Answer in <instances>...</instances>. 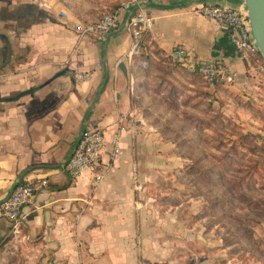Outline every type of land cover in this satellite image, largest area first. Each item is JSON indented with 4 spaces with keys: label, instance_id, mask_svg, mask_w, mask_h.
Masks as SVG:
<instances>
[{
    "label": "crops",
    "instance_id": "1",
    "mask_svg": "<svg viewBox=\"0 0 264 264\" xmlns=\"http://www.w3.org/2000/svg\"><path fill=\"white\" fill-rule=\"evenodd\" d=\"M212 1L246 9L240 0ZM146 8L153 38L183 44L201 59L224 57L236 79H246L252 60L224 48L213 54L226 33L217 21L182 0H153ZM127 17L106 35H80L75 22L83 19L59 0H0V264H21L19 252L28 246L35 257L25 261L32 264H166L160 254L169 239L161 235L184 234L180 192L170 208L159 200L169 194L168 173L165 181L162 175L170 165L151 160L134 116ZM121 119L120 150L112 156ZM87 126L106 131L108 167L100 181L88 172L74 179L64 169ZM24 180L36 185L35 195L15 224L1 203Z\"/></svg>",
    "mask_w": 264,
    "mask_h": 264
},
{
    "label": "rangeland",
    "instance_id": "2",
    "mask_svg": "<svg viewBox=\"0 0 264 264\" xmlns=\"http://www.w3.org/2000/svg\"><path fill=\"white\" fill-rule=\"evenodd\" d=\"M59 1L94 21L123 0ZM182 1L193 11L194 1L212 0ZM152 34L130 37L133 111L151 160L170 165L162 175L169 196L159 200L170 208L179 191L180 228L185 220L184 234L161 235L169 248L160 257L166 264H264V69L257 60L264 57H253L246 79L222 84L174 59L177 43ZM151 191L156 196L157 187ZM34 254L21 250V264H32L25 260Z\"/></svg>",
    "mask_w": 264,
    "mask_h": 264
},
{
    "label": "built area",
    "instance_id": "3",
    "mask_svg": "<svg viewBox=\"0 0 264 264\" xmlns=\"http://www.w3.org/2000/svg\"><path fill=\"white\" fill-rule=\"evenodd\" d=\"M149 1L153 0H123L117 9L105 12L94 21L79 20L75 22V28L80 35H106L121 24L122 14L128 12L124 24L131 36L137 40L142 37L143 31L151 29L154 25V16L146 8V3ZM192 9L204 17L214 19L223 29L229 31L231 43L243 61L250 63L253 57L259 53L245 8L215 1H197ZM171 55L174 59L185 62L191 71H196L211 81L230 84L236 80L235 68L224 57L201 59L183 44L175 45ZM84 76L83 73L77 75L79 79ZM124 128L121 119L119 128L113 133L110 140L113 145L112 156H116L120 150L119 139L121 130ZM106 142L104 128L85 127L64 162V169L74 179L84 172H88L95 181H100L104 178L108 167V164L103 161ZM35 190L36 185L32 181L17 182L7 198L1 203L3 215L15 221V224L22 221L25 216L23 209L32 201Z\"/></svg>",
    "mask_w": 264,
    "mask_h": 264
},
{
    "label": "water",
    "instance_id": "4",
    "mask_svg": "<svg viewBox=\"0 0 264 264\" xmlns=\"http://www.w3.org/2000/svg\"><path fill=\"white\" fill-rule=\"evenodd\" d=\"M245 4L252 32L259 49L264 57V0H240ZM119 67L126 72V65L122 61Z\"/></svg>",
    "mask_w": 264,
    "mask_h": 264
},
{
    "label": "trees",
    "instance_id": "5",
    "mask_svg": "<svg viewBox=\"0 0 264 264\" xmlns=\"http://www.w3.org/2000/svg\"><path fill=\"white\" fill-rule=\"evenodd\" d=\"M218 48H224L225 53L227 55H235L237 53L236 48L234 45L231 43L230 36H229V31L226 30L225 35H223L219 40L215 43L213 47V54L217 53ZM260 53V52H259Z\"/></svg>",
    "mask_w": 264,
    "mask_h": 264
}]
</instances>
